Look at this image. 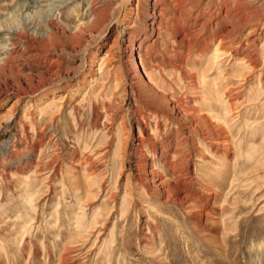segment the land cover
I'll return each instance as SVG.
<instances>
[{
	"label": "rangeland",
	"instance_id": "374dc122",
	"mask_svg": "<svg viewBox=\"0 0 264 264\" xmlns=\"http://www.w3.org/2000/svg\"><path fill=\"white\" fill-rule=\"evenodd\" d=\"M0 264H264V0H0Z\"/></svg>",
	"mask_w": 264,
	"mask_h": 264
},
{
	"label": "bare ground",
	"instance_id": "6f19581e",
	"mask_svg": "<svg viewBox=\"0 0 264 264\" xmlns=\"http://www.w3.org/2000/svg\"><path fill=\"white\" fill-rule=\"evenodd\" d=\"M93 3V2H92ZM96 21H97V17H96V19H94V21L92 22V23H89L88 24V28L89 29H92V28H94L95 26H96ZM82 29L84 28V26L83 27H81ZM85 29V28H84ZM81 30V29H80ZM142 41V40H141ZM143 42V41H142ZM140 43L141 42H138V45H137V49H139L140 48ZM143 44V43H142ZM222 45L221 44H218L214 49H213V56L215 55V54H218V52H221L222 50H221V47ZM221 50V51H220ZM133 53V52H132ZM136 54V53H135ZM137 55V54H136ZM131 56H133V55H131ZM100 60H101V58H100ZM130 63V62H129ZM205 78V77H204ZM207 83V82H206ZM220 99V98H219ZM209 100V99H208ZM209 102V101H208ZM221 110V109H220ZM31 178V173H25L24 175H23V177L21 178L23 181H28L29 179Z\"/></svg>",
	"mask_w": 264,
	"mask_h": 264
}]
</instances>
